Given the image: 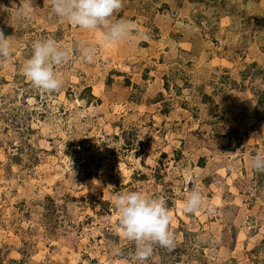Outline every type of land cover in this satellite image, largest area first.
Returning a JSON list of instances; mask_svg holds the SVG:
<instances>
[{
  "label": "rangeland",
  "instance_id": "rangeland-1",
  "mask_svg": "<svg viewBox=\"0 0 264 264\" xmlns=\"http://www.w3.org/2000/svg\"><path fill=\"white\" fill-rule=\"evenodd\" d=\"M122 5L111 20L147 38L92 62L76 45L103 32L55 16L50 0L28 18L0 9L12 36L0 58V264H140L117 222L121 189L172 216L173 245H153L143 264H264V171L251 165L264 154V0ZM46 37L69 52L55 92L20 72ZM193 184L203 203L187 214Z\"/></svg>",
  "mask_w": 264,
  "mask_h": 264
},
{
  "label": "clouds",
  "instance_id": "clouds-1",
  "mask_svg": "<svg viewBox=\"0 0 264 264\" xmlns=\"http://www.w3.org/2000/svg\"><path fill=\"white\" fill-rule=\"evenodd\" d=\"M35 0H20L19 5L12 0V7L0 5V9H11L15 14L28 18L34 8ZM48 0H45L47 3ZM52 13L62 20L75 24L85 30L100 29L103 32L102 41L98 45L78 42L76 48L80 57L86 62H92L98 50L106 45L119 43L133 38L132 33L147 37L131 21L120 19L112 21L113 14L121 9L122 0H50ZM12 36H6L0 28V58L7 59L10 55ZM69 59L67 49L58 46L52 37L36 39L31 44V55L21 66V74L37 88L48 92L58 91L62 80L55 69ZM253 168L264 171V154L256 153L251 161ZM202 194L193 184L192 190L186 196L183 211L194 214L202 207ZM113 206L122 234L135 244L131 254L134 261L143 264L152 254L153 245L171 247L174 243L170 231L172 216L165 202L159 198L145 195L141 191L119 190L113 196ZM213 209L209 208L211 213Z\"/></svg>",
  "mask_w": 264,
  "mask_h": 264
}]
</instances>
